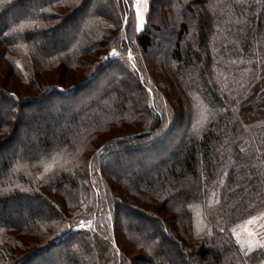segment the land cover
Wrapping results in <instances>:
<instances>
[{"label":"trees","instance_id":"trees-1","mask_svg":"<svg viewBox=\"0 0 264 264\" xmlns=\"http://www.w3.org/2000/svg\"><path fill=\"white\" fill-rule=\"evenodd\" d=\"M135 4L0 0V264L264 262V0Z\"/></svg>","mask_w":264,"mask_h":264},{"label":"rangeland","instance_id":"rangeland-1","mask_svg":"<svg viewBox=\"0 0 264 264\" xmlns=\"http://www.w3.org/2000/svg\"><path fill=\"white\" fill-rule=\"evenodd\" d=\"M205 113L206 112L203 108L200 107L198 109V118L200 121H203L205 119ZM202 214V206H195L194 218L195 229L197 232H200L205 228V221L203 220ZM236 233L239 237L238 241L244 243L248 247H257L260 244H264V214H260L259 216L254 217L248 220L247 222H244L242 226L238 229V231H236Z\"/></svg>","mask_w":264,"mask_h":264},{"label":"snow or ice","instance_id":"snow-or-ice-1","mask_svg":"<svg viewBox=\"0 0 264 264\" xmlns=\"http://www.w3.org/2000/svg\"><path fill=\"white\" fill-rule=\"evenodd\" d=\"M149 10H150V0H136V24H135L136 31H140L145 27V15L144 14L148 12ZM125 24H127V20H125ZM5 35H7V33H5ZM111 55L119 56L120 54L115 49H113ZM128 55L130 59L133 58L131 51H129ZM133 67L135 68V64H133ZM148 91L151 92V89H149ZM10 95L15 97V93H12ZM167 127L168 125L166 122H163V121L160 122L158 127L152 129L149 132V136L150 137L159 136L166 131ZM80 226L83 227L84 222H81ZM259 247L264 248V244H260Z\"/></svg>","mask_w":264,"mask_h":264},{"label":"crops","instance_id":"crops-1","mask_svg":"<svg viewBox=\"0 0 264 264\" xmlns=\"http://www.w3.org/2000/svg\"><path fill=\"white\" fill-rule=\"evenodd\" d=\"M262 264H264V262Z\"/></svg>","mask_w":264,"mask_h":264}]
</instances>
